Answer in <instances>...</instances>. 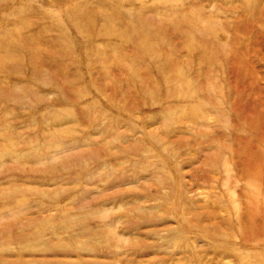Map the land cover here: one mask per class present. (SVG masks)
I'll use <instances>...</instances> for the list:
<instances>
[{
	"label": "rangeland",
	"instance_id": "obj_1",
	"mask_svg": "<svg viewBox=\"0 0 264 264\" xmlns=\"http://www.w3.org/2000/svg\"><path fill=\"white\" fill-rule=\"evenodd\" d=\"M0 264H264V0H0Z\"/></svg>",
	"mask_w": 264,
	"mask_h": 264
}]
</instances>
